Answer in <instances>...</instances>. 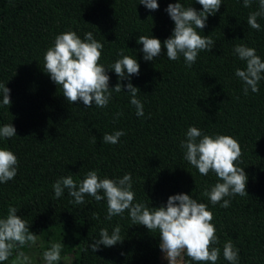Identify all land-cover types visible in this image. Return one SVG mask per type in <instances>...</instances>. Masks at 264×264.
<instances>
[{
	"label": "trees",
	"instance_id": "obj_1",
	"mask_svg": "<svg viewBox=\"0 0 264 264\" xmlns=\"http://www.w3.org/2000/svg\"><path fill=\"white\" fill-rule=\"evenodd\" d=\"M177 2L203 11L195 0H157L156 11L140 0H0V83L10 89L11 102L3 106L0 95V127L12 123L16 129V137L0 139V148L18 158L16 177L0 183V218L7 216L10 205L16 207L30 232L40 236L41 255L52 242H61V257L71 256L72 264H80L82 255L156 261L158 230L133 225L127 210L107 220L106 200L86 196L85 203L77 205L70 202L74 198L67 189L55 197L52 185L58 179L73 175L79 182L95 170L109 179L130 173L134 203L159 208L170 196L183 193L207 204L220 241L214 245L221 249L216 264H229L223 257L229 239L239 249L238 264H264V79L258 93L249 89L245 95L235 70L245 69L246 62L233 52L243 43L264 61V17L257 20L259 31L247 24L259 0L250 8L243 7V0H222L200 33L210 35L215 46L211 52H200L191 68L183 56L170 61L166 48L153 61H145L139 36H152L162 44L170 38L175 25L165 10ZM67 31H75L82 40L92 32L104 45L100 63L106 69L121 58V49L139 63V75L128 80L119 81L114 71L107 72L110 90L120 82L122 91L113 92L106 108L94 103L88 108L82 101L69 104L62 88L43 71L46 50ZM129 81L140 90L143 117H137L130 104ZM192 126L205 135L231 136L240 144L237 166L248 177L247 196L225 197L231 200L228 208L212 205L204 195L218 182L217 176L200 175L184 159L181 141ZM119 130L126 134L117 144L103 143L104 134ZM116 226L122 243L101 245L95 253L88 248L100 238L101 229L111 234ZM28 248L21 250L27 253ZM184 260L196 264L186 255Z\"/></svg>",
	"mask_w": 264,
	"mask_h": 264
},
{
	"label": "clouds",
	"instance_id": "obj_2",
	"mask_svg": "<svg viewBox=\"0 0 264 264\" xmlns=\"http://www.w3.org/2000/svg\"><path fill=\"white\" fill-rule=\"evenodd\" d=\"M202 6L203 11H197L194 7H185L181 2L169 4L166 12L174 22L172 36L163 44L154 37L139 36L137 44H142L143 59L153 61L166 48V55L170 61H177L183 56L188 68L197 61L202 51L211 52L215 41L211 36L201 35V31L207 26L210 15L219 11L222 0H195ZM253 0H243V7L250 8ZM150 11L159 8L157 0H140ZM259 17H264V0H259V8L250 12L247 24L251 29L259 31L261 25L257 22ZM94 27V26H93ZM104 45L94 39L92 32H87L82 40L75 31H67L55 37L54 45L46 50L44 55L43 71L51 80L62 88L63 96L69 104L82 101L91 108L93 103L96 108H106L113 92L120 93L122 85L118 82L114 89L109 88L110 77L108 71H114L119 81L128 80L129 77L139 75L140 66L135 58L124 55L121 49L111 70L106 69L100 63ZM234 55L239 60L246 62V68L235 70L236 77L243 82V92L248 94L249 89L253 93L259 92V82L264 79V61L256 54V49L243 43L233 49ZM219 59V58H218ZM130 104L135 107L137 117L144 116V104L137 98L140 90L132 83L126 85ZM0 95L3 106H11L10 89L0 83ZM122 113H116L121 116ZM126 133L123 130L112 134L103 135V143L117 144L120 137ZM16 137V129L12 123L0 127V139ZM96 138L93 136V143ZM181 147L185 150L184 159L200 175L207 176L214 173L218 182L206 190L204 195L208 197L212 205L219 204L222 208H228L230 199L225 197L247 196L246 185L248 177L243 168L237 166L242 156L239 142L227 135H205L195 126L189 127L185 140L181 141ZM18 158L7 148H0V183H7L17 175ZM222 181V182H220ZM195 182V181H194ZM56 198L61 197L65 189L75 204H84L85 197L90 196L95 201L106 200V219L114 216H122L127 210L133 225H140L150 232L158 230L160 238V250L164 253V259L168 264H188L184 260L186 255L190 261L196 264H216L221 255V249L214 247L220 243L216 235V227L212 223L214 216L208 210L205 203L198 202L188 194L170 196L166 205L159 208L148 207L143 202H136L135 192L132 190V176L125 174L122 178H101L98 171H88L82 181H76L73 175L61 177L52 185ZM100 193H103L101 195ZM223 201V203H221ZM18 209L9 206L7 216L0 218V264L14 256L12 264H32L31 257L21 249L31 247L37 243L40 236L30 232L26 220L17 215ZM121 228L116 226L109 234L107 228L100 230V238L88 245L93 253L100 250V246L112 247L122 243ZM65 245L61 242H52L50 247L43 251L44 264H59L61 252ZM87 250V249H86ZM223 257L229 264H238L239 249L229 239L223 245ZM66 260L67 257H64Z\"/></svg>",
	"mask_w": 264,
	"mask_h": 264
},
{
	"label": "rangeland",
	"instance_id": "obj_3",
	"mask_svg": "<svg viewBox=\"0 0 264 264\" xmlns=\"http://www.w3.org/2000/svg\"><path fill=\"white\" fill-rule=\"evenodd\" d=\"M31 259L32 264H44L42 255L39 252V243L28 248L27 253ZM63 264H72V257L67 256V259H62ZM80 264H168L167 260L164 259V253L160 250L155 262L147 261H136L126 258H105L101 256H85L82 255L80 259Z\"/></svg>",
	"mask_w": 264,
	"mask_h": 264
}]
</instances>
